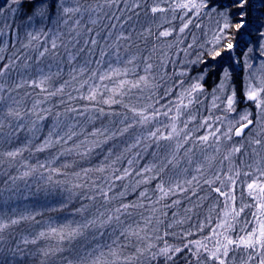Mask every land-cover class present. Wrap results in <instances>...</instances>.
Returning <instances> with one entry per match:
<instances>
[{"label": "rangeland", "instance_id": "1", "mask_svg": "<svg viewBox=\"0 0 264 264\" xmlns=\"http://www.w3.org/2000/svg\"><path fill=\"white\" fill-rule=\"evenodd\" d=\"M188 2L189 0H113L109 6L105 0H81L85 7H95L97 4L104 5V7L99 13H85L83 16H76L68 25L61 23L58 28L52 25L44 27L38 23L21 27V21L11 11L14 5L12 3L8 4L12 7L3 12L2 23H0V49H3L0 51V56L6 57V59L0 61V66L8 63V58L15 59V57L20 56L21 59L17 61L18 68L25 61L32 65V71L30 73L24 72V77L37 80L41 74L36 72L35 69L42 68L45 75L51 76V79L42 87L47 88L48 91H53V89H58L62 86L64 90L67 87L65 95L80 100V105L83 106L80 109L82 113L85 111L95 116L97 115L96 113L100 112L99 109L114 105L111 102L112 100L116 102L123 101L119 103L121 107L126 108L120 112L121 129L126 124H132L133 127L127 133L109 140L106 145H102L101 147L104 148V151L100 154L101 156L98 160L99 162L102 161L104 166H106L120 159L124 167V163L132 160L134 163L129 165L128 175L133 174L134 178L142 176L144 180V183L138 184L141 187L136 192L130 188V193L125 198L126 204L140 206L139 211L136 212L130 207L127 211L128 216H131V218L121 215L125 225L138 224L140 228L144 229L140 236L135 239V243L131 244L132 249L125 248L129 246L127 243L125 247L120 246L119 243L125 242L126 238L121 237L123 228L118 227L115 223L107 229L94 232L93 235H89L87 238H81L79 242H60L57 237H48L41 238L35 244H32L31 241L40 231H45L52 227L59 229L62 225L71 221L79 222L83 217L74 211L75 208H80V206L74 204V195L69 196V193L73 192L72 188L70 190L68 182L69 175L64 172L60 177L53 178V172L50 171L53 166L62 170L68 164V160L58 161L59 157L57 155L51 160L49 155L43 156L46 151H34L41 144L40 140L37 142L38 135H36V132L40 125V120L37 117L41 115V108L44 104H49L47 99H43L47 96V92L40 91L43 95L42 97L32 98L34 92L30 90L31 87L25 85L21 89L16 90L15 83L21 81V76L16 71H13L9 76L0 78V83H4L14 89L8 95L19 102L21 111L27 112L36 101H41L33 115L27 114L23 117L22 122L25 127L20 133L14 134L11 141L0 139V160L3 161V163H0V222L8 223L10 220L19 219L21 216L32 217V219L22 221L24 223H19L24 225V229L20 232L16 231L15 228L13 229L15 225L11 224L0 231V247L4 246V256H8L11 264L62 263L63 257H67L68 250L73 251L69 246L70 244H78L73 260L75 264H79L81 259L91 261L96 258H99L101 264L126 262L127 258H130V254L136 253L137 249L149 250L147 246L154 242V240L151 242L154 235H162L161 232L155 231L154 226L159 219L161 224L165 221L167 222L165 232L169 231V224L172 225L171 228H174V226H178L180 229L190 228L191 233L195 230L200 234L195 241H200L209 249L215 247L217 240H223L220 233L224 232L223 228H217V224H213L212 214L216 217L225 218L224 213H228L226 219L227 222L232 223V227L228 230L227 235L234 240H238L241 236H247L254 229V236L259 234L260 224L264 221H261L259 215H253V213L259 212L255 207L258 201L253 198L258 194L259 189L255 187L253 196H249L247 185L254 180L257 181V185L264 184V177L260 176V171H264V165H261L260 170H257V161L264 158V113H262L260 108H257L255 102L246 98L242 101L240 99L244 96L249 85L259 89L264 83V68L261 67L262 58L258 55L257 33L252 34L248 45L244 47V51H247V47H256V51L250 53L247 58L239 47L232 53L225 54V57L231 55V74L233 77L227 85L226 92L217 91L215 96L219 97V99L214 100L213 88L216 87L219 81L214 77H208V82L204 84L201 92L193 94L190 98L186 97L183 99V103L188 105V107L182 108L180 115L177 116L176 106L180 104V98L184 90L189 89L193 82L191 79H187L182 88L178 86L180 80L186 79L179 75L184 68L182 62L189 58L194 59L193 53L198 50L199 45L212 40V34L217 23V17L214 14L210 16L207 11H202L198 15L191 7L184 9L176 7L177 4ZM192 2H199V0H192ZM253 5L256 9L253 13L254 15H259L260 12L264 11V4H261L260 0H253ZM152 7L162 8L164 11L152 13ZM98 17H101V19H97ZM108 17H112V19L109 20ZM261 18L264 19V17ZM77 20L80 21L79 25H76ZM92 20H97V23L92 24ZM113 24L116 25L115 28L111 27ZM184 24H188V28L181 33L180 28ZM74 25L76 26L71 35L75 39L70 42L69 28H73ZM50 28L52 31H49ZM89 28L93 29L91 33L87 31ZM149 30L152 35H148ZM261 30L264 31V29ZM30 31L33 32V35L41 31L49 34L47 36L40 35L38 39L29 43L27 33ZM162 31H169L171 34L168 37H161L159 33ZM77 33H79V36H77ZM121 35L128 37V39L117 40L116 37ZM103 36H109V39L106 41L100 38ZM89 38L98 39V44L92 53L87 50L92 46L84 44V40ZM53 39L56 40L58 45L55 50L57 55L55 56L52 55L51 49ZM245 39L248 38L245 37ZM150 40L155 41L158 45L176 42L175 46H182L183 49L174 51L172 53L173 57L168 60L165 50H158V53L160 51L159 56L158 53L152 55V52L147 47ZM77 41H79L78 46L74 49L72 44L77 43ZM24 44H28L27 49L21 47ZM109 44L112 47L108 48L105 55L101 57V51ZM190 44L194 46L193 49L185 52V49ZM45 48L49 49V52L37 61L36 58L39 56V52L44 51ZM80 48H83L84 51L69 64L68 52L71 51L73 55H76ZM117 51L119 56H117ZM22 53L23 55H21ZM133 56L136 59L132 64H128L127 61ZM97 60H101L102 63L97 64ZM88 61L91 62L88 63ZM148 63L152 65L150 72L147 74L149 86L144 87L141 84L139 87H132V83H135L140 76L146 75L145 67ZM246 63L251 65V67H245ZM49 65H51L50 69ZM81 68H84L85 71L80 72ZM112 69H118L119 73H113ZM125 69H128L127 73H125ZM57 72H59V75H56ZM93 72L97 73V75L93 76ZM100 75H105L106 79L101 81L99 79ZM121 80H127L131 83L121 88L119 87ZM75 82H78V84L73 89H68ZM174 84L177 86L174 87ZM37 88L41 89L40 87ZM91 88L96 89L95 99L87 98ZM233 90L237 91V111L229 113L227 111V95L231 94ZM166 92L168 93L167 95H165ZM189 99L193 101L191 104L188 103ZM261 99H264V96H261ZM105 101L108 102L105 103ZM100 104L101 106H99ZM132 109H136V113ZM157 109L162 113L171 109L169 117L163 115L155 117L146 125L134 123V121L139 120L137 113L141 110L145 115L151 117L152 113ZM245 110L250 113V118L253 119L254 123L244 136L233 138L232 134L231 140L221 136L219 142L212 137L209 138L207 143L199 141L200 136L207 135L209 131H215L216 128L227 132L230 122L238 121ZM78 115H75L74 119ZM172 116H177L175 124L178 135H174L171 140L154 141L150 138L145 139L150 131L159 130L158 135L161 136L171 132L172 121L170 117ZM191 117H195V119H191ZM218 117L220 118L219 120H217ZM37 121H39L38 124L36 123ZM33 122L36 123L35 132L29 131ZM185 122H187V127H185ZM17 123L15 119H12L11 124L13 126ZM60 123V119L56 118L55 122L50 125L51 130L53 128L56 129L52 137L59 133ZM103 123L104 125L100 126L99 124L98 128H88L83 133V142L100 136V134L90 135L97 130L100 133L107 129L108 134L111 135L112 132H109L107 127L108 124ZM201 124H204V126L201 127ZM208 124H212L213 127L209 129ZM236 126H239V124H236ZM234 129L233 127L232 133ZM4 130L5 132L9 130L7 120L5 121ZM188 132H191L192 135L185 140L184 137ZM68 136L66 135V139H68ZM137 138H140L141 142L144 143L136 144ZM255 139L262 141L260 146L252 143ZM29 140L32 141L30 145H28ZM127 141H131V145L126 148ZM157 143L159 147L156 146ZM177 144L181 145L179 149L176 147ZM25 145H28V148L15 161H10L3 156V153L22 148ZM86 145L90 148L92 144ZM241 146V152L234 153L230 159H224L233 147ZM135 147L136 149L132 151L133 155L127 158L128 152ZM217 147H219V151H217ZM109 149H112V151L109 152ZM69 150H72V146L68 147L65 152L68 153ZM39 157L43 158L44 161H39L38 164H45V160L51 162V166L46 165L49 171L37 169L32 175L22 179L18 178L13 182V177H20L21 173L27 170L24 167L25 164L35 165L33 160ZM168 158L174 159L175 167L169 165L156 186L149 188V186H152V181H154V179H149V177H156L159 168L163 166V161ZM152 166L155 167L152 168ZM16 167L20 168L21 171L15 176L13 170L17 169ZM145 168H152V170L145 173ZM114 172L109 171L108 175L115 178ZM246 172L251 173V175L245 176L244 173ZM138 173L141 174L138 175ZM217 173H220V179L225 181L226 187L222 189H232L231 194L235 196V200L230 197L220 196L217 193L214 200L218 199L220 201L219 203H214V200L211 199L212 196L207 194V192H203L207 188L222 187L219 181L216 180ZM123 174H119V176H123ZM49 175H51L52 180L45 183ZM228 176H232L235 184L227 179ZM193 177H195V180H193ZM186 181H192V184L189 185L185 183ZM206 181H213V184L209 185L205 183ZM161 182L164 183L166 190L168 188L175 189L177 185H181L185 189L191 188L192 191L180 192L176 190L174 194L163 196L157 188V185ZM92 192L89 194H92ZM142 192L144 196L140 195ZM198 192L201 193L197 194ZM225 193L227 194V192ZM172 196L176 197V201L180 202L175 205L177 208L163 209L162 206L167 198ZM181 202L183 203L182 205H180ZM61 203L66 204L67 207L62 209L60 207ZM221 203L223 209L219 212L217 208L220 207ZM193 204L198 205L201 210H195ZM244 205H250V207L245 208L239 216L234 217L233 211L236 209L235 211L239 212ZM232 217L234 220L242 218L245 221L234 227ZM254 219L259 220L258 223H255L256 225L252 224ZM149 220L151 223L145 227ZM151 233L153 234L150 237ZM25 240H28L29 243L25 244ZM40 245L42 246L38 247ZM87 245H91V249L88 251L85 250ZM57 247L62 248L63 252L56 253L54 258L51 255L44 257L40 254L41 250L55 249ZM195 247V244H193V251ZM112 249L116 251L117 255L113 256L110 254ZM229 249L230 255L227 258V264H242V262H247L248 255L255 254L243 245H230ZM89 251H93L94 255L90 256ZM200 251L203 255V249ZM257 251H259V248H257ZM190 257L192 258L189 263L186 262L185 264H196V257L192 254ZM158 261L159 258L154 261V264ZM162 262L169 263L168 260H163ZM208 264H211V262L209 261ZM247 264H258V261L254 260L247 262Z\"/></svg>", "mask_w": 264, "mask_h": 264}, {"label": "snow or ice", "instance_id": "2", "mask_svg": "<svg viewBox=\"0 0 264 264\" xmlns=\"http://www.w3.org/2000/svg\"><path fill=\"white\" fill-rule=\"evenodd\" d=\"M105 2L110 6L113 0H105ZM261 4H264V0H260ZM12 4L14 7L11 9V11L16 15V18L21 21V27H27L29 25L33 24H41L44 27H47L49 25L59 27L61 23L64 25H68L69 22L73 20L76 16H83L85 13H99L102 11L104 5L97 4L95 7L89 6L85 7L81 0H12ZM176 7L180 9L189 8L196 12V14H201L202 11H207L208 14L215 15L217 17V23L216 28L213 31L212 34V40L206 41L204 44L199 45L198 50L193 53L195 56L194 59L189 58L186 61H183L184 64L183 70L179 73L181 77H185L186 79L179 81V87H183V85L187 82V79H191L193 82L190 85L189 89H185L184 93L182 94L180 100V104L176 106L177 108V116L180 115L182 108H187L188 105H185L183 103L184 98H190L193 96V94L199 93L203 90L204 84L207 83L208 77H214L216 80L219 81V83L216 85L215 88H213V97L215 99H219V97L215 96V93L217 91L220 92H226L227 85L229 84L230 80L233 79L231 74V55H228L225 57L226 53H232L234 50H236L238 47L240 48V51L243 53V55L247 58L250 53H253L256 51V47H247V51H244V47H246L249 43V40L252 37L253 33H257V41H258V55L262 58L261 67L264 68V31L261 29H264V19L261 17H264V11L260 12L259 15H254L253 13L256 11L253 5V0H227V3L220 2V0H199V2H192V0H189L188 3L183 4H177ZM3 11V7L0 6V12ZM164 9L158 8V7H152L151 12L157 13L162 12ZM97 19H101V17H98ZM109 20L112 19V17H108ZM222 21V23H221ZM92 24H96L97 20H92ZM80 21H76V25H79ZM73 28H69V41L71 42L73 39H75L71 33L74 30L75 26ZM112 28H115L116 25L113 24L111 26ZM199 27V25H197ZM188 28V24H184L183 27L180 28V32L183 33L184 30ZM49 31H52L50 28ZM89 33L93 31L92 28H89L87 30ZM19 32V29H18ZM48 32H37L35 35H33V32H28L27 36L29 37V43L31 41L36 40L39 38L40 35L47 36ZM171 33L169 31H162L159 33L161 37H168ZM58 35V33H57ZM148 35H152L151 31H148ZM77 36H79V33H77ZM99 36V34H97ZM247 37L248 39H245ZM104 40H108L109 36H103L100 37ZM117 40L121 39H128V37L124 36H117ZM79 41L77 43L72 44V47L75 49L78 46ZM85 45H91L92 47H89L87 50L89 53L94 52L95 46L98 44L97 38H89L84 40ZM22 48L27 49L28 44L21 45ZM58 45L56 43V40H52V55H57L56 49ZM112 45L109 44L107 47L101 51L100 55L103 57L105 53L107 52L108 48H111ZM193 45H188V48L185 49V52H188L193 49ZM3 49H0L2 51ZM84 51L83 48L79 49V52L76 55H73L71 51L68 52L69 57V64L72 63L73 60L77 58V56ZM49 52V49L45 48L44 51L39 52V56L36 58L37 61H39L42 57L46 55V53ZM23 55V53L21 54ZM117 56H119V53L117 51ZM6 59L4 56H0V61ZM9 62L3 64L0 66V78L9 76L13 71H16L17 74L21 76V81L18 83H15V89H21L25 85L29 87H40L41 91L47 92L48 96H55L58 92H62L63 86L61 88L56 89L55 91H48L47 88L42 87L45 85L50 79V75H45L44 70L42 68H36L35 71L40 73V78L37 79H27L24 77V72H31L32 71V65L25 61L19 68L17 67V61L21 59L20 56L15 57V59L8 58ZM136 59V57H132L130 60L127 61L128 64H132L133 61ZM147 60V58H145ZM91 61H88L90 63ZM97 64L102 63L101 60L96 61ZM245 67H251L249 64H245ZM51 68V65H49V69ZM152 68V65L150 63L146 64L145 67V73L146 75L140 76L139 79L132 83V87H139L141 84H143L144 87L149 86V80H148V73L150 72ZM75 71V69H73ZM85 69L81 68L80 72H84ZM113 73L118 74V69H112ZM128 69H125V73H127ZM56 75H59V72L56 73ZM93 76L97 75V73L93 72ZM99 79L101 81L106 79L105 75H100ZM87 83V81H85ZM131 83L127 80H121L119 87H123L126 84ZM177 85L174 84V87ZM14 89L11 87H8L4 83H0V139H7L11 141V137L14 134L20 133L25 125L22 122L23 117L27 114H34L36 111L37 105L41 103V101H36V103L33 105L31 109H28L27 112H23L19 108V102L14 100L9 93L13 92ZM170 91V90H169ZM95 88L90 89V94L88 99H95ZM168 93L166 92L165 95ZM27 95V94H26ZM261 96H264V83H262V87L257 89L252 87L251 85L248 86L247 90L244 93V96L241 97V101L246 98L249 101H253L256 103L257 108H260L262 113H264V99H261ZM108 101H105L107 103ZM112 103H116L115 100L111 101ZM193 101L189 99L188 103L191 104ZM238 103L237 100V91L233 90V92L229 95H227V111L229 113L236 112V104ZM15 105V106H14ZM150 107V106H149ZM68 111H73L72 109H69ZM101 114H103V110L101 109ZM134 113H136V109H132ZM171 109H169L168 112H161L159 109L155 110L151 117L148 115H145L144 112L141 110L137 115L139 116L138 121H134V123H139L142 125H146L150 122V120L154 119L158 116H165L169 117V112ZM83 115V113H81ZM57 116H59V113H57ZM177 116L170 117L172 124L171 128L172 131L169 132L167 135H158V131H150L148 133V137H145V139H152L154 141H160V140H171L173 139L174 135H178V132L176 130V124L175 121L177 119ZM12 119H15L18 123L13 126L11 124ZM38 120L43 121L45 119L44 116L40 115L37 117ZM191 119H195V117H191ZM220 118L218 117L217 120ZM8 121V127L9 130L5 132V121ZM207 123V121H205ZM254 121L252 118H250V113H248L246 110L243 112V114L240 115V118L238 121H232L229 125V130L227 132H223L220 128H216L215 131H209L207 135L200 136L199 141L201 143H207L209 141V138L212 137L215 141L219 142L221 136L225 137L228 140L232 139V129L235 128L234 135L236 137H242L245 130L249 128L250 125H253ZM236 124H239L238 127H235ZM204 124H201V127H203ZM209 129L213 127L212 124L207 125ZM132 124H126L124 128H122L120 131L112 133L111 135L108 134L107 129L103 133H99L97 130L96 132L91 133L90 135H103L104 139L100 142H93L90 148H87L85 152L82 154L84 156H87L92 153L94 149L101 148L102 145H106L109 140L113 138V136L117 135H123L124 133H127L130 128H132ZM185 127H187V122H185ZM29 131L35 132L36 131V123L33 122L32 128L29 129ZM56 132V129L53 128L49 132V136L46 137L42 143L34 149L35 152H43L46 149L52 147L53 143H67V141L63 140V137L59 135V133L55 134V139H52L53 133ZM192 133L188 132L187 135H185L184 139L187 140L189 136H191ZM74 136H76L75 132H72L71 135L68 136V140H71ZM31 140L28 141V145L31 144ZM141 140L140 138L136 139V144H140ZM253 144L256 146H260L262 141L260 139H255L252 141ZM28 145H25L22 148H17L13 151H7L3 153L4 157H7L10 161H15V159L20 156L25 149L28 148ZM159 147V144L156 145ZM177 149L181 147L180 144L176 145ZM31 150V149H30ZM70 151V150H69ZM112 149H109V152H111ZM217 151H219V147H217ZM242 151L241 147H233L229 153L224 157L225 160L230 159L231 156L234 153H239ZM255 151V149H254ZM258 155V154H257ZM174 157V153H173ZM0 163H3L2 160H0ZM48 163H51L50 161ZM129 165L133 163L132 160L128 161ZM169 165H172L175 167L174 159L168 158L163 161V166L159 168V171L157 172L156 177H149V179H156L160 177L166 169L169 167ZM258 169L260 170V166L264 165V158H261V160L257 161ZM24 167L27 169L26 171H23L21 173L20 177H13V182L20 178L28 177L32 175L34 172L37 171V169H44L45 171H49V168L44 163L37 164L35 166L27 165L25 164ZM155 166H152L154 168ZM152 168H145L144 172L151 171ZM105 169L103 167L97 168L96 171H104ZM51 172H58V169L52 168L50 169ZM91 171V169H84V175L87 176L88 173ZM141 173H138L140 175ZM239 174V173H238ZM79 175V174H77ZM128 175V170L125 169L124 176ZM220 173L216 174V180L219 181L222 187H226L225 181L220 179ZM245 176L251 175V173H244ZM124 176H116V180L123 179ZM260 176L264 177V171H260ZM228 180H230L233 184H235V180L232 178V176L227 177ZM52 180L51 175L48 176V181L50 182ZM193 180H195V177H193ZM185 183L191 185L192 181H186ZM205 183L212 185L213 181H206ZM83 185L81 184H75L73 185V188H80ZM255 187H258L259 191L256 196L253 198L256 199L258 202L255 204V207L259 210L258 213H253L254 216L259 215L261 221H264V184L257 185V181H253L252 183H249L247 185V188L249 189V196H253V191L255 190ZM158 190L163 194V196H169L171 194H174L176 190L180 192H187L192 191L191 188L185 189L181 185H177L175 189L168 188L167 190L164 187V183L161 182L157 185ZM215 192L219 193L220 196H226V198L230 197L232 200H235V196L231 193H225L222 191L221 187H216L213 189ZM110 191V189H109ZM75 195V193L70 192L69 196ZM99 195L102 196V198L105 201H108L110 199L109 193L103 190L99 191ZM121 195H124V193H121ZM141 196H144V193L142 192L140 194ZM88 200H93L94 197L88 196L86 197ZM174 204H179V201H173ZM138 205H128V204H122L120 208L115 209V214H113L111 211L108 212H99L98 215L95 216H89L88 215V206L87 205H81L80 208H75L74 211L77 214L82 215V220L77 221H71L68 224L62 225L59 229L52 227L45 231H40L38 235L31 241L32 244H35L37 240H40L41 238H48V237H57L60 242L67 241L69 243L71 242H79L81 238H87L89 235H93L94 232H99L101 229H107L108 227H111L113 223H115L118 227H122L123 231L121 232V237L127 238L129 236H140V233L144 230L139 227V225H125V222L121 219V212L122 210L124 212H127V210L132 207L135 208ZM60 207L66 208L67 205L64 203H61ZM250 207V205H244L239 212H234L233 216H239L241 212L244 211L245 208ZM190 211V210H189ZM228 213L225 212L224 216L225 219H222L218 224L217 228H223L224 232L220 233V235L223 237V240H217L216 245L214 248L209 249L205 244H202L200 241H190L189 244L184 245V249L191 252L193 256L196 257V264H208L210 261L211 264H227V258L230 255V245L239 246L243 245L245 248L251 250L254 252V255H248L247 262H252L254 260L258 261V264H264V222H261L259 234L254 236L255 229L253 232H249L247 236H241L238 240H234L231 237L227 235L228 230L232 227V224L227 222ZM26 219H32V217L27 216H21L19 219H12L8 223L0 222V231L4 230L5 228L9 227V224L11 225H17L21 223L22 221ZM151 221H147L145 224V227H147V224H150ZM157 223H160V221H157ZM169 228L172 227L171 224L168 225ZM203 227V225H202ZM190 235V233H189ZM95 242V241H93ZM25 244H28L29 241L25 240ZM195 244V250L193 251L192 245ZM153 246L151 244L148 245V249H151ZM257 248H259V251H257ZM91 249V245H87L85 247V250L88 251ZM201 249H203V255L201 253ZM138 253L143 254L146 249H137ZM182 249L180 247H177L174 249V251L169 250L168 247L161 248L158 253H154V256L163 255L165 256L166 260H171L172 257L176 253H180ZM63 252L62 248H49L45 250H41L40 254L44 257H48L50 255H55L56 253ZM110 254L115 256L117 255L116 251L114 249L110 250ZM89 255H94L93 251H89ZM247 262H242V264H247ZM0 264H11V261L9 260L8 256H0ZM67 264H72L71 260H68ZM79 264H100L99 258L92 259L89 261L88 259H81L79 261Z\"/></svg>", "mask_w": 264, "mask_h": 264}, {"label": "trees", "instance_id": "3", "mask_svg": "<svg viewBox=\"0 0 264 264\" xmlns=\"http://www.w3.org/2000/svg\"><path fill=\"white\" fill-rule=\"evenodd\" d=\"M220 2L227 3V0H220ZM9 3H12V0H0V6L3 7V11L0 12V23H2V16L3 12L9 8L12 7L11 5H8ZM5 11V12H6ZM175 43H166V44H160L158 45L155 41L150 40V42L147 44V47L153 54H157L158 50L163 51L167 53V59L169 60L171 57H173L174 51L183 49L182 46L176 47ZM6 50V49H5ZM160 51L158 53V56L160 55ZM167 60V61H168ZM13 81V79H12ZM78 82H75L73 85H71L68 89H73L75 85H77ZM30 90L34 92L32 94V98H38L42 97L43 95L40 93L41 89L37 87H31ZM56 89H53L55 91ZM25 91V90H24ZM67 87L64 88L63 92L57 93L55 96H46L43 99H47L49 104H44V106L41 108V115L45 117L43 121H40V125L38 126L36 135H38V140L42 141L49 136V132L51 131L50 125H52L55 122L56 118L60 119V131L59 135L63 137L64 141H67V143L61 142V143H53L52 147L46 149L45 155H49L50 159L52 160L54 156L57 155L59 157L58 161L68 160V164H66L62 170L58 169V172H53L52 177L57 178L60 177V175H63L64 172H66L68 177V182L70 186V190L72 188L74 195V204L81 207V205H87L88 206V212L90 216L98 215L99 212H108L111 211L112 213H115V209L120 208L122 204H126L125 198L126 195H128L129 189L132 188L134 192H136L141 186L142 183H144V180L142 176H138V178H134L133 174H129L127 176H124L123 179L116 180L111 175H108L109 171H115L113 173L114 176H119V174L124 173L125 169L129 170V163H124L125 167L121 164L120 159L115 160L113 163L104 166L102 161L99 162L100 154L104 151V148L94 149L91 154L84 156L82 155L85 150L88 148L86 144H92L94 141L98 142L100 139L104 138V136L100 135L97 138L87 140L83 142L82 136L83 133L88 128H98L99 124L100 126L104 125L103 122L108 124V130L109 132L115 133L121 130V122L119 121V118L121 117V111L125 110L126 108L120 106V102L114 103V105H110L103 110V114H101V109H99L100 112L96 113L97 115L93 116L91 114L83 112V115H81V110L83 106L80 105V100L77 98H72L71 96H66ZM38 92V93H37ZM101 106V104L99 105ZM69 109H72L73 111H68ZM132 112V111H131ZM57 113H59V116H57ZM79 114V115H78ZM33 115V114H32ZM75 115H78L77 118L74 119ZM80 117V118H79ZM95 117V119H93ZM130 117V116H129ZM34 118V117H32ZM70 118V119H69ZM79 118V119H78ZM109 120V122H107ZM37 124L39 121L36 122ZM131 123V122H130ZM96 125V126H95ZM72 126V127H71ZM70 127V128H69ZM72 132L76 133V136H74L71 140L66 139V135H71ZM103 133V132H100ZM121 135L113 136V139L119 137ZM12 138V137H11ZM54 140L55 137H52ZM78 141V142H77ZM102 141V140H100ZM131 141H127L126 148L131 145ZM116 143V142H114ZM144 142H141L140 144H143ZM139 145V144H138ZM72 146V150L68 151L66 153V149L68 147ZM108 146V145H107ZM125 148V149H126ZM136 149L133 148V150L129 151L127 154L131 157L133 155V152ZM42 157V156H41ZM37 158L36 160H33L35 165L38 164L39 161H44L43 158ZM42 159V160H41ZM45 159V158H44ZM45 164L48 166H51V163H48V160H45ZM134 163V161H133ZM132 163V164H133ZM32 165V166H35ZM103 167L104 171H96L97 168ZM17 169L13 170L14 175L21 171L20 168L16 167ZM54 168V166L52 167ZM57 169V168H55ZM84 169H91V171L88 173L87 176L84 175L83 170ZM135 166V170H136ZM129 173V171H128ZM79 174V175H77ZM162 176L154 179L152 181V186L155 187L156 184L159 182ZM44 179V177H43ZM47 179V178H46ZM48 181L45 180V183ZM113 183V184H112ZM75 184H81L83 185L80 188H73V185ZM139 184V185H138ZM42 185V183H41ZM118 186V187H117ZM212 188H207L203 192H207V194L211 195V199H215L217 196V192H215ZM224 187H221V189ZM110 189V191H109ZM209 189V191H208ZM103 190L109 193L110 199L108 201H105L102 196L99 195V191ZM211 190V191H210ZM91 191L92 194H89ZM222 191L231 193L232 189H222ZM121 193H124V195H121ZM201 192H198L197 194H200ZM92 196L94 197L93 200H88L86 197ZM177 198L172 196L170 198H167L166 202L162 206L163 209L168 208H177L175 207L176 204L173 203V201H176ZM220 200H214V203H219ZM183 203L181 202L180 205ZM192 206V205H191ZM193 207L195 210L200 211L201 208L193 204ZM139 207L133 208L134 211H139ZM222 203L220 204V207L217 208V211H222ZM234 209V208H233ZM236 210V209H235ZM233 212H236V211ZM213 212V211H211ZM121 215H124L126 218H131V216H128V211L124 212L122 210ZM130 215V214H129ZM164 217V216H163ZM134 218V217H133ZM211 219L213 220V224H218L222 219H225L224 217H216L214 214H212ZM234 227H237L239 224H242L245 220L242 218H237L234 220ZM160 221V219L158 220ZM191 221V220H190ZM189 221V222H190ZM258 219L252 220V224L258 223ZM242 222V223H241ZM24 223V222H22ZM231 223V222H230ZM167 222L165 221L163 224L155 223V231L161 232V236L154 235L151 239V242L154 240V242L151 244L153 247L147 251H145L143 254L138 253H132L130 254V258H127L126 262H120L116 264H154V261L159 258V261L155 264H185L186 262L189 263L191 256V252L184 249V245L189 244L190 241H195V239L200 236L198 232L194 230L193 233H191L190 228H182L180 229L178 226H174V228H169L168 232H165ZM232 224V223H231ZM256 225V224H255ZM16 229V231H22L24 229L23 224H17L13 227V229ZM190 233V235H189ZM153 233H151L149 236L151 237ZM137 236H130L129 238H126L125 242H120V246L125 247V244L127 243L129 246L125 248L132 249V243H135V239H137ZM42 245L38 246L41 247ZM73 251L68 250L67 257H63V262L58 264H67V260H71L72 264H75L73 262L75 258V254L78 248V244H70L69 245ZM148 247V246H147ZM168 247L170 252L174 251L175 248L180 247L182 251L180 253H176L173 257L171 262L164 263L163 260L166 261L165 256L159 255L154 256V253H158L161 248ZM193 249V245H192ZM61 253V252H60ZM190 253V255H189ZM56 255V254H55ZM55 255H51L52 258L55 257ZM0 256H4V246L0 247ZM59 261V260H58ZM65 261V262H64ZM101 264V263H100Z\"/></svg>", "mask_w": 264, "mask_h": 264}, {"label": "water", "instance_id": "4", "mask_svg": "<svg viewBox=\"0 0 264 264\" xmlns=\"http://www.w3.org/2000/svg\"><path fill=\"white\" fill-rule=\"evenodd\" d=\"M236 127H238V126H236ZM251 127H252V126L250 125L249 128H248L247 130L244 131L243 135H244V134H245V133H246ZM234 131H235V129L233 130V136H234L235 138H240V137H236V136L234 135ZM243 135H242V136H243Z\"/></svg>", "mask_w": 264, "mask_h": 264}]
</instances>
